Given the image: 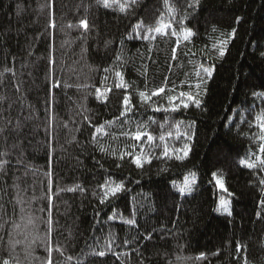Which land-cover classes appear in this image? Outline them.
I'll use <instances>...</instances> for the list:
<instances>
[{"label":"trees","instance_id":"trees-1","mask_svg":"<svg viewBox=\"0 0 264 264\" xmlns=\"http://www.w3.org/2000/svg\"><path fill=\"white\" fill-rule=\"evenodd\" d=\"M158 22L194 35L178 47L171 29L136 38ZM261 53L264 0H138L126 12L97 0H0V264H46L49 245L53 264H264V169L240 163L264 157V95H253L264 93ZM160 87L140 103L139 91ZM180 93L201 107L153 110ZM125 95L135 108L120 117ZM138 123L160 147L121 135ZM99 125L107 134L94 140ZM141 146L151 162L137 168L126 153ZM106 182L125 190L101 204ZM222 199L231 216L216 211Z\"/></svg>","mask_w":264,"mask_h":264},{"label":"snow or ice","instance_id":"snow-or-ice-1","mask_svg":"<svg viewBox=\"0 0 264 264\" xmlns=\"http://www.w3.org/2000/svg\"><path fill=\"white\" fill-rule=\"evenodd\" d=\"M137 2H138V0H124L123 3H121L120 0H97V3L102 5L104 8H112L113 5H118L120 12H126L129 8L136 5ZM193 3L198 5L199 0H193ZM236 19H237V22H239L242 19V17H237ZM79 25H82L85 28V30H87L89 27L88 21L86 19L80 20ZM142 27H143L142 22L136 25V28H138V29L142 28ZM169 29H171V33H170L171 36L176 37L177 47L180 44L181 38L185 41H188V40H190L191 36L194 35L192 30L189 28L181 27L180 32L178 33L175 28H172V25L170 23L158 22V24L155 27H148L146 29V31L144 32L142 37L140 35V32L138 31L136 34V38H138V39L142 38L144 40H149V39L154 40V39H156L157 35L168 36L169 35L168 30ZM235 33H236V29L233 28L232 32L229 35L234 36ZM227 43H228L227 40L221 41V46L219 48V55L221 57L225 55V49H226ZM173 53H175V48L173 49ZM261 56H264V53H261ZM173 58H175V55H173ZM201 68H202L203 72L206 73V75L208 77L212 76V69L211 68H204L202 65H201ZM105 71H107V69H105ZM116 75L118 77H121V80H122L121 73L117 72ZM116 87H118V88L119 87H126V85L121 83V84H117ZM197 87H199V85H197ZM96 91H97V97L100 98V96H101L100 90L97 89ZM164 92H165L164 87H160L158 89H155V90L151 91L150 93L145 92V91H139L138 96L140 97V103L143 105L154 103L152 98L157 97ZM253 95H264V93H253ZM103 98H104V100H107V95H104ZM167 100H168V106L167 107H165L164 105H160L158 107H155L153 110L154 111H160L161 109H163L166 112H177L181 108H184V109L189 108L190 105H194L197 108L201 107V100L199 98H197V96H194L192 94H187V99H185V94L180 93L179 97L168 96ZM177 100H179V103H176ZM122 108H123V110L120 112V117H126L128 115V113L133 112L135 105L132 104L130 95H125L123 97ZM120 117H117L116 120H119ZM256 119L259 122V127L261 129V134L259 136V139L261 141H264V113L258 115ZM114 122L115 121H107V122H105V124L111 125ZM125 123H130V121L125 120ZM176 126L178 128L179 124H177ZM144 128H145L144 125H141L138 123V124H136L135 131L122 132L121 135H124L126 137H130L131 139H133L137 143H139L144 137H146L147 143L149 145H151L153 149L155 147H160L161 145L154 143L156 138L150 132L145 131ZM3 132H4V129L0 128V133H3ZM97 133H102V134L106 135L107 133L105 132V125H99L96 127L95 132L93 133V139L94 140L96 138ZM171 135H172V133L169 132L168 136H171ZM188 139L191 140V137L189 136ZM159 141L160 142L165 141V136L163 134L159 136ZM133 147H136V145H133ZM162 147H163V150L161 152V156L166 157V158H170V149H169L168 145L166 143H163ZM101 151H105V149L101 148ZM172 151H173V154H175L176 150H172ZM178 151L182 152V155H176L175 158L177 160H183V159L187 158L189 151H190V147L188 145H185L182 149H180ZM259 151L261 153H264V143H261V145L259 147ZM0 155H4V154L0 153ZM113 155H115V153H113ZM126 155L131 157L132 163L135 164V166L137 168H142L144 163H150L151 162V155L145 154L143 152V146H141L140 154L134 155L132 152H127ZM120 159H124V155H121ZM6 163H7V161L0 159V168H2ZM240 163L242 165L248 167V168H256L259 164V166L262 169H264V157H257V161H252V162H249L248 159H241ZM117 167H119V165H117ZM212 175L214 178H216L217 184L219 185V187H221L222 189L227 191V189L224 188V184L222 183V179L217 176V173L214 172V173H212ZM193 183H195V174H192L191 179H189L187 177L185 178L183 186L179 187V189H178L179 193L181 195L185 194V192L190 193L192 190L191 185ZM260 183L264 184V180H261ZM100 187L103 189V196L100 199L101 204L105 203V201H107L109 199V197L114 198L119 193H121L122 191L125 190V186H124L123 182H120V183H107L106 182L104 185H101ZM69 190L71 191L72 189H69ZM260 204L262 206H264V200H261ZM216 211H222L223 213H226L228 216H231L232 211H231V207H230V202L222 199L220 201L219 207L216 209ZM257 215H259V213H257ZM109 219H112V217H109ZM125 223L130 225V226H134V225H136L137 222L135 219H127L125 221ZM149 238H150V236H149ZM16 243H19V241H17ZM125 243H128V241H125ZM13 246H15V245H13ZM239 247H240V245L238 244V249H239ZM55 250L59 251L60 249L56 248ZM108 250L111 251L110 245H109ZM52 251H53V248L51 245H49L48 260H47L46 264H53V262H52ZM95 254L103 257L106 255V252L105 251H99ZM204 256H205V254L201 253L200 257H198V259L203 258ZM69 259H71V257H69ZM3 264H9V261L4 260ZM245 264H247L246 261H245Z\"/></svg>","mask_w":264,"mask_h":264},{"label":"rangeland","instance_id":"rangeland-1","mask_svg":"<svg viewBox=\"0 0 264 264\" xmlns=\"http://www.w3.org/2000/svg\"><path fill=\"white\" fill-rule=\"evenodd\" d=\"M217 176H219V174Z\"/></svg>","mask_w":264,"mask_h":264}]
</instances>
